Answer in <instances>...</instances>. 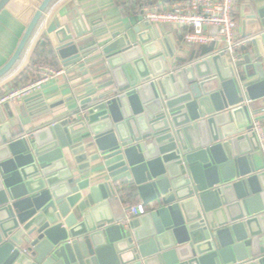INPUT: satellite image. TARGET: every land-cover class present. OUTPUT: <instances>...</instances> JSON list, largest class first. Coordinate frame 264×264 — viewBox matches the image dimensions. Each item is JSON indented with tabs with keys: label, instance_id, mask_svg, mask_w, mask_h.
<instances>
[{
	"label": "water",
	"instance_id": "water-1",
	"mask_svg": "<svg viewBox=\"0 0 264 264\" xmlns=\"http://www.w3.org/2000/svg\"><path fill=\"white\" fill-rule=\"evenodd\" d=\"M53 1H39L0 80ZM246 20L252 57L177 68L155 30L109 41L96 23L51 22L86 101L76 122L29 130L45 108L29 106L37 96L24 120L0 112V264H264V159L250 125L264 111V7ZM125 191L147 209L127 223Z\"/></svg>",
	"mask_w": 264,
	"mask_h": 264
},
{
	"label": "crops",
	"instance_id": "crops-1",
	"mask_svg": "<svg viewBox=\"0 0 264 264\" xmlns=\"http://www.w3.org/2000/svg\"><path fill=\"white\" fill-rule=\"evenodd\" d=\"M40 0H11L0 13V66H2L14 51L25 27L27 26L31 16L33 15ZM175 0H145L144 4L158 6L160 8L168 6ZM140 6L128 4V0H54L50 8L44 15L43 25H39L35 34L26 45V48L16 63L14 69L4 78L0 80V95L13 90L21 84L30 83L37 78L35 66H45L54 69H63L64 74L43 84L41 89L30 97L37 98L29 103V106L43 104L45 108L40 110L38 119L34 123H29L23 127L24 130L33 127L45 126L61 119L69 118L72 122H76L75 114L81 111L80 105L83 100V91L78 85L81 78L78 75L69 72L63 68L61 61L55 53L57 40L54 34L46 32L49 24L57 20L61 25L67 24L74 29L78 23L85 29H89L90 23H96L103 26L99 32L107 31V36L101 39H109V35L119 32L120 35L128 34L133 41L136 39L137 32L145 33L155 30L159 34L160 40H167L173 47V57H167L165 67H185L196 61L205 59L208 55H202V50L209 46H192L186 47L182 42V32L178 27L160 24L150 25L142 20ZM264 7V0H237L233 7V16L238 25L237 35L241 40L249 38L251 27L246 25V18L250 15V9ZM89 32L86 37H91ZM99 39V41H101ZM211 46V45H210ZM213 49L215 48L214 45ZM240 55L239 61H243L247 57H252V48L248 42L238 51ZM32 68L31 72L28 68ZM239 73H243V67L238 68ZM9 102L0 106V112L5 116L13 114L14 119L24 120L20 115L19 108L24 105V101ZM85 99V98H84ZM264 111H258L253 114L252 119L258 118L264 125ZM31 119V117H28ZM262 164V157H257V165ZM92 184L101 182L96 175H85ZM84 178V179H85ZM120 201L124 207L142 203L137 195L131 192H123L120 194Z\"/></svg>",
	"mask_w": 264,
	"mask_h": 264
},
{
	"label": "built area",
	"instance_id": "built-area-1",
	"mask_svg": "<svg viewBox=\"0 0 264 264\" xmlns=\"http://www.w3.org/2000/svg\"><path fill=\"white\" fill-rule=\"evenodd\" d=\"M237 0H175L166 7L144 4L141 7L142 20L150 25L166 24L178 27L186 47L214 45V51L207 57L223 55L228 64L234 66L240 59L239 50L246 40L238 35V25L233 16ZM43 23L40 24V26ZM37 78L0 95V106L20 101L37 93L43 84L64 74L63 69L35 66ZM251 132L256 136L259 152L264 159V125L260 120H251ZM147 213L145 205H127L124 222Z\"/></svg>",
	"mask_w": 264,
	"mask_h": 264
},
{
	"label": "trees",
	"instance_id": "trees-1",
	"mask_svg": "<svg viewBox=\"0 0 264 264\" xmlns=\"http://www.w3.org/2000/svg\"><path fill=\"white\" fill-rule=\"evenodd\" d=\"M120 1H122V0H120ZM143 3H145V0H128V4H133V5H137V6H140L141 5V7L143 6L142 4ZM141 7H140V11H141ZM214 51V49H213V46L211 45V46H209L208 48H204L203 50H202V55H210L212 52ZM31 70H32V68H28V71H30L31 72ZM25 83H23V84H21V85H24Z\"/></svg>",
	"mask_w": 264,
	"mask_h": 264
}]
</instances>
